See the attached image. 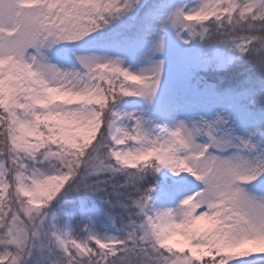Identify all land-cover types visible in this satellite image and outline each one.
Segmentation results:
<instances>
[{"label": "snow or ice", "instance_id": "snow-or-ice-1", "mask_svg": "<svg viewBox=\"0 0 264 264\" xmlns=\"http://www.w3.org/2000/svg\"><path fill=\"white\" fill-rule=\"evenodd\" d=\"M0 264H264V0H0Z\"/></svg>", "mask_w": 264, "mask_h": 264}]
</instances>
